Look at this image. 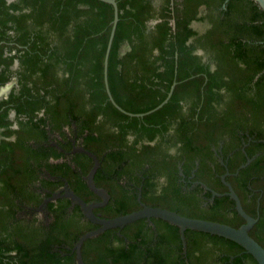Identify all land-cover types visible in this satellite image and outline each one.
I'll use <instances>...</instances> for the list:
<instances>
[{"label":"trees","instance_id":"16d2710c","mask_svg":"<svg viewBox=\"0 0 264 264\" xmlns=\"http://www.w3.org/2000/svg\"><path fill=\"white\" fill-rule=\"evenodd\" d=\"M116 3L107 62L115 102L146 112L174 84L143 116L118 110L105 90L110 3L0 0V88L15 80L0 98V264H77L75 241L97 227L67 198L47 203L48 225L14 215L65 184L100 200L85 180L92 158L70 152L63 126L100 161L94 181L109 199L95 213L114 217L142 202L238 227L233 199L201 184L223 193L228 171L264 247V10L254 0H164L146 31L148 0ZM204 21L203 31L193 28ZM34 183L46 192H33ZM184 237L185 246L166 220L139 219L87 238L81 255L84 264H257L223 236L187 228Z\"/></svg>","mask_w":264,"mask_h":264},{"label":"water","instance_id":"95a60500","mask_svg":"<svg viewBox=\"0 0 264 264\" xmlns=\"http://www.w3.org/2000/svg\"><path fill=\"white\" fill-rule=\"evenodd\" d=\"M101 1L110 3L113 7L112 26H111L109 38L107 40L104 60H103V79H104V85H105V90H106L108 99L118 110L122 111L123 113L127 115L143 116L144 114H147L159 108L163 103L166 102V100L170 96V93L173 89L174 84L171 86L170 91L168 92L167 98L164 99L161 103H159L156 107L146 112H139V113L127 112L115 102V100L113 99L110 93L109 87H108L107 62H108V54H109V50L111 47L115 26L118 20V8H117L116 0H101ZM254 1L259 5V7L262 10H264V0H254ZM74 151L84 152L85 154H87L88 156L92 158L93 163L89 171L85 175V180H86L87 186L90 188V190H92L96 195L100 197V200L86 202L78 194H76L73 190H71L68 187V185L65 184L60 190L53 192L49 196L43 198L39 207H42L49 201H54L60 198H67L71 201L72 204L74 205L76 204L79 206V208L82 211L83 216L88 221L97 225V227L93 229H89L85 231L84 233H82L78 237V239L75 241L73 245V249L75 251L77 264H84V261L81 255V246L87 238L96 236L99 233L107 229L121 228L124 225L132 221L139 220V219H145V221L149 222L151 218H161L174 225H177L179 227L180 239L182 241L183 246H185V237H184L185 229L188 228V229L200 230L203 232H208L210 234H216L219 236H223L225 238H228L236 242L237 244L243 247L245 252L253 256L257 264H264V247L257 240H255L249 233V230L255 224V222L257 221V218L248 214L243 209L238 194L235 192L231 183L228 180H226V176L230 174L228 171H225L224 173L220 175V179L222 183L227 188V190L223 193L216 192L215 190L208 187L205 183L201 182V184L202 186H204L205 189H208L211 191L212 196L224 194V195H228L230 198L233 199L235 210L244 219V222L238 227H234L232 225L221 223V222L214 221V220L182 215L178 213L177 211L170 210L168 208L159 207V206H150L142 202H140V208L135 209L131 212H127V213L117 215L114 217H103L99 213L94 212L95 208L104 206L109 199V194L107 193V191L104 188L97 186L94 181V174L97 168L99 167L100 161L94 152L84 148L82 145L73 146L71 152H74ZM249 161H250V158L247 157L246 161L243 164H241L240 167H244ZM179 174L183 175V172L179 171Z\"/></svg>","mask_w":264,"mask_h":264},{"label":"flooded vegetation","instance_id":"af4514ba","mask_svg":"<svg viewBox=\"0 0 264 264\" xmlns=\"http://www.w3.org/2000/svg\"><path fill=\"white\" fill-rule=\"evenodd\" d=\"M7 1H11V0H7ZM149 1V3H150V7H151V14H152V16L151 17H149V18H147L146 20H145V25H146V31H148L155 23H157L158 21H159V16H158V14H159V12L161 11V9L163 8V6H164V0H148ZM170 4H172V0H170ZM201 13V12H200ZM193 26V25H192ZM194 28V27H193ZM155 52V51H154ZM199 53H202V52H199ZM16 65H17V63L16 62H14V67H16ZM15 80H11V81H9L7 84H5L4 86H2V87H4V90L6 89V88H8L7 89V93H6V96H7V94L9 93V91H10V89H11V87L15 84V82H14ZM10 85V86H9ZM1 87V88H2ZM0 88V89H1ZM6 96H4V97H0V98H5ZM40 113H41V111H40ZM14 116H15V113H14V111H10V113L8 114V118H10V119H14ZM70 126H71V128H73L75 125H74V123L72 122L71 124H70ZM11 127L12 128H16L17 127V124H16V122H14V123H12V125H11ZM63 129L65 130V135L66 136H68L69 137V139L71 140V142H72V148H73V146H78L77 144H76V137H75V134L73 133V132H70V130H69V127L68 126H63ZM52 135H56V134H52ZM10 138H12L13 139V136H11ZM58 138H60L59 136H58ZM62 141H64V140H62ZM50 143H52V144H54V145H56V146H58V144L54 141V140H52ZM72 150V149H71ZM219 148H214V152L215 153H219ZM71 152V151H70ZM218 160L221 162V163H223V158L218 154ZM182 176V175H181ZM180 180H183V178L182 179H180ZM197 182V181H196ZM64 186V185H63ZM62 186V187H63ZM61 187V188H62ZM30 188L33 190V192H35V193H41V195L42 194H44L46 191H43L39 186H38V183L36 184V183H34V184H32L31 186H30ZM60 188V189H61ZM59 189V190H60ZM58 191V190H57ZM56 192V191H55ZM53 193V192H52ZM50 195V194H49ZM48 195V196H49ZM45 197H47V196H45ZM45 197H43V198H45ZM43 198H42V200H43ZM42 200H41V202H42ZM41 202L39 203V204H37V205H33V204H20L19 205V207L17 208V210H16V212H15V217H16V219H20V218H23V219H25L26 221H29V220H31V219H35L37 222H40V223H42L43 225H48L49 224V222L51 221V219H52V213L50 212V210L47 208V203L45 204V205H43L42 207H39L40 206V204H41ZM74 204H72L71 203V207L73 206ZM150 222V221H149Z\"/></svg>","mask_w":264,"mask_h":264},{"label":"rangeland","instance_id":"374dc122","mask_svg":"<svg viewBox=\"0 0 264 264\" xmlns=\"http://www.w3.org/2000/svg\"><path fill=\"white\" fill-rule=\"evenodd\" d=\"M192 25H193V27H194L195 30L201 32V31H203V30L206 28L207 23H206L205 21H204V22H194ZM9 86H10V85H9ZM7 89H8V88H6V89L4 90V87H2V88L0 89V97H4V96H6Z\"/></svg>","mask_w":264,"mask_h":264}]
</instances>
